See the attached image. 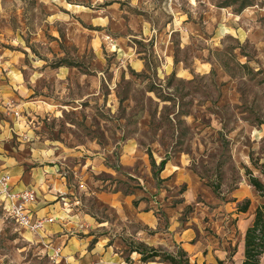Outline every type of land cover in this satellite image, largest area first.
<instances>
[{"label":"rangeland","instance_id":"1","mask_svg":"<svg viewBox=\"0 0 264 264\" xmlns=\"http://www.w3.org/2000/svg\"><path fill=\"white\" fill-rule=\"evenodd\" d=\"M0 131L70 188L35 230L0 190V264H162L140 242L242 264L262 203L247 167L261 176L264 0H0ZM150 153L170 158L164 180Z\"/></svg>","mask_w":264,"mask_h":264},{"label":"crops","instance_id":"2","mask_svg":"<svg viewBox=\"0 0 264 264\" xmlns=\"http://www.w3.org/2000/svg\"><path fill=\"white\" fill-rule=\"evenodd\" d=\"M8 136L7 132L0 131V179L5 176L9 177L11 191H21L30 187L35 188L37 201L31 205L33 218H54L55 214H57V208L60 205V201L57 198L70 190L67 180L56 175H59V173L55 172L54 164L43 163L39 166L27 161L25 159L26 153L22 150V145L19 144L17 146ZM169 161L170 158L168 157L164 168L159 171L157 177L154 176L157 180H164L161 176L167 170ZM155 162L157 163L156 160ZM168 176L169 174L165 178H168ZM54 224H56L55 221H47L45 223L46 226ZM132 253L138 252L134 251ZM112 260H114L115 264H119L118 260L110 258V261Z\"/></svg>","mask_w":264,"mask_h":264},{"label":"trees","instance_id":"3","mask_svg":"<svg viewBox=\"0 0 264 264\" xmlns=\"http://www.w3.org/2000/svg\"><path fill=\"white\" fill-rule=\"evenodd\" d=\"M66 61H61L58 66L69 64ZM151 163L153 166V174L158 176L167 160L164 158L159 164L155 162L150 153ZM252 164L257 168L259 175L254 174L253 169L247 167V176L250 183L255 187L259 195L262 197V203L255 210V215L252 223L248 226L245 233L244 259L242 264H263L261 261L264 255V162L260 163L254 157H251ZM250 205L248 199L242 211H246ZM132 252H138L141 255V260L144 262L158 261L162 264H197L191 262L187 251L180 247L176 252H169L161 247H155L145 242H140L138 245L130 246Z\"/></svg>","mask_w":264,"mask_h":264},{"label":"built area","instance_id":"4","mask_svg":"<svg viewBox=\"0 0 264 264\" xmlns=\"http://www.w3.org/2000/svg\"><path fill=\"white\" fill-rule=\"evenodd\" d=\"M0 190L5 196V208L9 211L12 218L20 224L32 230L44 226L47 221H52L51 217L43 219H34L31 205L34 203L36 194L31 188L21 191H11L9 186V177L0 179Z\"/></svg>","mask_w":264,"mask_h":264}]
</instances>
